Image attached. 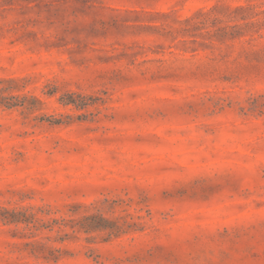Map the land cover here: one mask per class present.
I'll return each instance as SVG.
<instances>
[{
    "label": "rangeland",
    "instance_id": "rangeland-1",
    "mask_svg": "<svg viewBox=\"0 0 264 264\" xmlns=\"http://www.w3.org/2000/svg\"><path fill=\"white\" fill-rule=\"evenodd\" d=\"M0 264H264V0H0Z\"/></svg>",
    "mask_w": 264,
    "mask_h": 264
}]
</instances>
